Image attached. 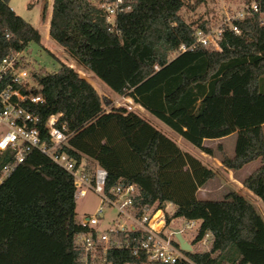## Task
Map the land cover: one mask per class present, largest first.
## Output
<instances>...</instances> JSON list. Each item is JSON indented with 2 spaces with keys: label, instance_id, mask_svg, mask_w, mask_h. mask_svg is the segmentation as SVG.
<instances>
[{
  "label": "trees",
  "instance_id": "trees-1",
  "mask_svg": "<svg viewBox=\"0 0 264 264\" xmlns=\"http://www.w3.org/2000/svg\"><path fill=\"white\" fill-rule=\"evenodd\" d=\"M252 1L257 10L235 22L238 32L225 28L218 49L197 44L178 52L194 43L196 30L214 25L182 13L205 0H129L113 25L96 0H52L48 35L77 66L200 151L212 155L203 140L235 133L232 156L218 145L221 164L238 170L260 160L242 186L264 206V0L240 3ZM40 39L10 0H0V62ZM59 62L54 72L23 63L34 85L20 90L42 96L30 105L41 124L60 114L69 134L63 151L86 171L104 169L106 188L133 184L137 209L170 202V221L199 220L193 250L183 251L192 263L264 264V220L249 200L233 190L221 200L199 199L198 189L215 176L212 168L138 113L108 101L104 109L95 87ZM81 230L72 177L38 152L0 183V264H78L74 236ZM205 233L209 249L195 250Z\"/></svg>",
  "mask_w": 264,
  "mask_h": 264
},
{
  "label": "built area",
  "instance_id": "built-area-1",
  "mask_svg": "<svg viewBox=\"0 0 264 264\" xmlns=\"http://www.w3.org/2000/svg\"><path fill=\"white\" fill-rule=\"evenodd\" d=\"M127 1L103 0L100 7L108 23L113 25L116 14L129 9ZM257 8L252 1L226 12L221 21L206 32L196 30L194 43L189 46L182 44L178 52L193 49L197 44L218 49L223 30L238 32L235 22ZM19 55L8 54L0 62V81L8 80L0 89V158L4 160L0 165V183L25 162L30 152L36 151L72 177L74 198H85L89 193L98 197V206L93 213L79 219L82 230L74 236V245L79 252L78 264H194L180 248L175 232L183 238L184 233L190 234L191 239H184L192 251L191 241L197 235L200 221L174 218L179 224L172 228V203L137 209L133 184L119 182L106 188L107 173L104 169L95 167L86 171L82 164H77L72 155L62 150L69 134L60 124V114L49 116L41 124L30 105L42 102V96L21 92L20 87L34 84ZM210 239L211 234L205 233L195 246H206V251ZM128 255L140 263L130 262Z\"/></svg>",
  "mask_w": 264,
  "mask_h": 264
},
{
  "label": "rangeland",
  "instance_id": "rangeland-1",
  "mask_svg": "<svg viewBox=\"0 0 264 264\" xmlns=\"http://www.w3.org/2000/svg\"><path fill=\"white\" fill-rule=\"evenodd\" d=\"M184 1L185 3H188V5L194 4V0ZM102 2L103 0H96V3L99 5H101ZM51 5L52 0H10V7L12 10L17 15L30 22L41 35L39 43H29L28 46L20 53L19 56L22 60V63H29V65L35 68L42 67L48 72L56 71L60 65L59 61L65 63L66 65L75 69L81 77L85 78L91 85L95 87L102 99V107L104 109H108L106 104V101H108L114 107H125L128 111H134L177 143L176 138L178 135L174 131H172L169 127L144 110L142 107L135 104L131 98L116 94L103 81L93 77L91 73H87L77 66L75 62L67 55L65 50L49 37L48 27L51 14ZM240 5V0H205L204 3L196 6L194 9H189L188 6V9L182 13L188 20H195L198 17L211 19L214 22L213 26H215L221 21L226 12L234 11L235 9L239 8ZM171 57H173V54ZM31 83L33 82L31 81ZM235 140L236 134H233L224 140L223 143H217L215 141L206 142L207 147L211 148L214 152V156L210 160L212 163L206 161V165L215 171V176L212 178L213 186L212 188L210 187V196L219 197L221 194L225 195L229 191L237 190L236 188L231 187L229 183H223V185L218 181L217 178L220 177L223 180L224 175L220 169L215 167L216 164L220 165L219 161L221 160V153L218 150V145H221L222 149L231 152L233 155ZM181 141L182 142L177 143V145L183 150L197 157L196 153H199V151H197V149L186 140L182 139ZM226 151L224 152L226 153ZM246 199L256 207L258 213L264 220V206L262 203L254 196H247ZM74 201L75 212L78 219H81L85 215L92 214L99 202L98 197L92 193H89L85 198L75 197ZM174 208L175 207L172 206L171 210L174 211ZM110 214L113 215V212ZM178 224L179 221L173 219L170 226L173 228ZM184 238L188 240L190 238V234L184 233ZM194 249L204 251L206 246L204 247L202 245H197L194 247Z\"/></svg>",
  "mask_w": 264,
  "mask_h": 264
},
{
  "label": "crops",
  "instance_id": "crops-1",
  "mask_svg": "<svg viewBox=\"0 0 264 264\" xmlns=\"http://www.w3.org/2000/svg\"><path fill=\"white\" fill-rule=\"evenodd\" d=\"M263 128V133H264V124L262 126ZM235 133H232L228 136L219 138V139H205L203 140V145H206L207 141H215L217 143H223L224 140H226L227 138H229L230 136H232ZM178 135V134H177ZM183 138L181 136L178 135V137L176 138L177 143L182 142ZM196 148V147H195ZM182 149V148H181ZM197 151H199V153H196L197 158H199L205 165H206V161L211 162V158L214 156V152L212 155H208L202 151H200L198 148H196ZM183 150V149H182ZM224 151H226L225 149H223ZM185 151V150H184ZM187 152V151H186ZM226 154L228 156H232L231 152L226 151ZM212 163V162H211ZM220 165H215L216 168L220 169L224 175L223 180L218 177V181L223 184V183H229L231 187L236 188L237 192L241 195H243L245 198H247V196H254L249 190H247L246 188H244L242 186V181L245 177H247L249 174H251L256 168L259 167L260 165V160H254L252 162L247 163L246 165H244L242 168L238 169V170H230L225 168L224 166H222L221 164V160L219 161ZM254 164V165H251ZM250 166V167H249ZM252 167V168H251ZM248 168V169H246ZM238 174V175H237ZM242 174V175H239ZM213 179H209L207 180L197 191V196L199 199H210V200H221L224 197V194H221L219 197H213L210 196V187L212 188V181ZM211 184V185H210ZM224 185V184H223ZM255 198H257L256 196H254ZM258 199V198H257ZM259 200V199H258ZM260 201V200H259Z\"/></svg>",
  "mask_w": 264,
  "mask_h": 264
},
{
  "label": "water",
  "instance_id": "water-1",
  "mask_svg": "<svg viewBox=\"0 0 264 264\" xmlns=\"http://www.w3.org/2000/svg\"><path fill=\"white\" fill-rule=\"evenodd\" d=\"M175 238L180 246V248L184 251H190L191 250V246L190 244L185 241V239L180 235V233L175 232Z\"/></svg>",
  "mask_w": 264,
  "mask_h": 264
}]
</instances>
